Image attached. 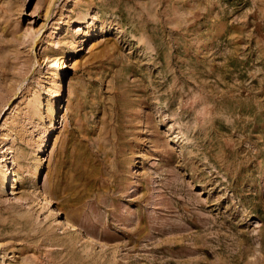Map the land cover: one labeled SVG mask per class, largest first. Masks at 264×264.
<instances>
[{
  "label": "rangeland",
  "instance_id": "rangeland-1",
  "mask_svg": "<svg viewBox=\"0 0 264 264\" xmlns=\"http://www.w3.org/2000/svg\"><path fill=\"white\" fill-rule=\"evenodd\" d=\"M0 264H264V0H0Z\"/></svg>",
  "mask_w": 264,
  "mask_h": 264
}]
</instances>
